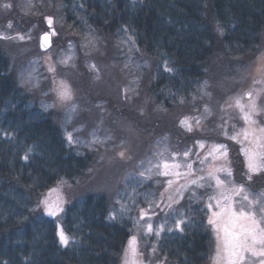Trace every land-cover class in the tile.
Wrapping results in <instances>:
<instances>
[{
  "label": "rangeland",
  "instance_id": "rangeland-1",
  "mask_svg": "<svg viewBox=\"0 0 264 264\" xmlns=\"http://www.w3.org/2000/svg\"><path fill=\"white\" fill-rule=\"evenodd\" d=\"M13 3L0 0V51L15 83L30 105L50 113L64 137L91 156L86 174L77 182H58L52 186V202L45 199L41 204L45 213L48 207L57 209L51 216L59 241L61 230L66 234L61 218L65 208L97 192L106 196L112 213L122 210L134 218L128 264H167L159 253L161 233L181 226L178 214L191 200L205 206L212 222H221L217 226L222 227L225 264H231L232 250L226 243L234 242L233 236L248 232L259 240L264 233V29L249 63L217 64L194 106H173L163 114L151 99L152 66L147 83L145 73L139 79L140 99L135 101L123 82L124 61H106L111 53L99 55L95 44L79 61L73 48L53 45L43 51L38 18L28 26L23 19L15 20V12L6 13ZM59 29L60 24L57 32L50 30L57 39L63 37ZM141 58L138 66L144 72L147 62ZM61 81L70 89V99L59 96ZM250 162L256 170L249 168ZM248 244L256 254L244 252L242 264H264V246L250 240ZM124 255L119 264H126ZM221 261L219 245L214 244L206 264Z\"/></svg>",
  "mask_w": 264,
  "mask_h": 264
},
{
  "label": "trees",
  "instance_id": "trees-1",
  "mask_svg": "<svg viewBox=\"0 0 264 264\" xmlns=\"http://www.w3.org/2000/svg\"><path fill=\"white\" fill-rule=\"evenodd\" d=\"M13 2L6 13L15 12V20L23 19L26 26L38 18L40 34L57 32L60 24L63 37L52 41L63 50L73 48L78 61L89 54L90 44L101 56L104 50L111 53L106 61H124L123 82L135 101L140 99L139 79L145 73L147 83L152 66L151 99L163 114L173 106H194L217 64L249 62L264 29V0ZM142 56L144 72L138 66ZM90 162L91 156L64 137L50 113L30 105L0 51V264H119L123 252L129 263L134 218L122 210L112 213L103 193H88L65 208L61 218L67 245L58 239L56 220L40 208L55 197L52 186L77 182ZM183 206L181 226L161 233L159 253L167 264H206L216 244L208 210L199 200Z\"/></svg>",
  "mask_w": 264,
  "mask_h": 264
},
{
  "label": "snow or ice",
  "instance_id": "snow-or-ice-1",
  "mask_svg": "<svg viewBox=\"0 0 264 264\" xmlns=\"http://www.w3.org/2000/svg\"><path fill=\"white\" fill-rule=\"evenodd\" d=\"M49 24H51V19H49ZM44 39L45 40L48 39L47 34H45ZM58 94L61 97V99H70L71 98L70 89L68 88L67 85H64L63 81H61V90L59 91ZM181 123L184 124L185 121H181ZM189 130H191L190 127H189ZM69 139H71L70 136H69ZM219 147L222 149L224 148V146H222V145ZM121 155H123V153H121ZM25 159H27V156L25 157ZM249 168L252 170H256L254 165L251 162L249 163ZM193 183H195V181H193ZM217 203H219V202H217ZM210 207H211V205H210ZM60 210H62V209H60ZM47 211H48L49 215H52V216L57 215V209H55L53 207H48ZM149 230H151V226H149ZM225 234L227 237V235H228V229L227 228L225 229ZM59 235H60L61 243L64 245H67L69 243V237L66 234H64L62 230L59 233ZM232 239L234 242H227L226 243V246L232 250L230 253L231 264H242V262L244 260V257H243L244 252L251 251V252H253V255L256 254L254 252V250L251 247H249V244H248L249 240L251 241L252 244H256L257 242H259L262 246H264V233H262L260 235L259 240H257V237L254 233H248V232L244 233V235L242 237H239V238H237L236 236H233ZM130 246H131V251H132L133 255H135V237H133L132 240L130 241ZM260 255L264 256V251H262L260 253Z\"/></svg>",
  "mask_w": 264,
  "mask_h": 264
},
{
  "label": "flooded vegetation",
  "instance_id": "flooded-vegetation-1",
  "mask_svg": "<svg viewBox=\"0 0 264 264\" xmlns=\"http://www.w3.org/2000/svg\"><path fill=\"white\" fill-rule=\"evenodd\" d=\"M260 175H264V174H260ZM211 220H212V218L209 221H211ZM211 223L213 224L212 225V230H213V227L217 228L215 233L213 231L214 240L216 241V244L219 245V252H220L221 260H222L221 262H222V264H225L223 262V252H225V242H224V238L221 235L222 227L221 226L220 227L217 226V224H220L221 222L217 220V221H213V222L211 221ZM233 234L237 235L236 230H233Z\"/></svg>",
  "mask_w": 264,
  "mask_h": 264
},
{
  "label": "water",
  "instance_id": "water-1",
  "mask_svg": "<svg viewBox=\"0 0 264 264\" xmlns=\"http://www.w3.org/2000/svg\"><path fill=\"white\" fill-rule=\"evenodd\" d=\"M45 34H47V36H48V39L47 40L44 39ZM51 40H52V36H51L50 32H45L41 36V41L40 42H41V46H42V48L44 50H47V49H49L52 46L53 41H51Z\"/></svg>",
  "mask_w": 264,
  "mask_h": 264
}]
</instances>
